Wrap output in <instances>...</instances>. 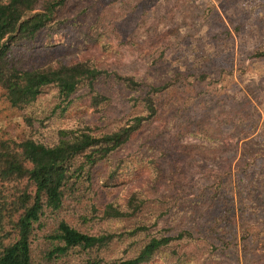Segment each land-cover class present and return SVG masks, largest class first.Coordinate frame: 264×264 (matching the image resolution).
I'll use <instances>...</instances> for the list:
<instances>
[{"label":"rangeland","instance_id":"rangeland-1","mask_svg":"<svg viewBox=\"0 0 264 264\" xmlns=\"http://www.w3.org/2000/svg\"><path fill=\"white\" fill-rule=\"evenodd\" d=\"M65 13L66 32L44 40L52 46L35 62L92 59L100 69L136 78L153 72L209 76L189 78L191 85L162 98L159 117L115 155L125 167L118 186L95 187L96 204L138 191L147 208L166 213L159 226L201 231L193 244L174 246L150 264H264V203L250 202L247 186H234L241 172L264 179V58L255 56L264 48V0H72ZM103 88L108 106L94 110L87 98L77 101L63 119L46 122L38 139L53 140L59 127L122 126L137 110L117 85ZM47 92L41 102L50 109ZM31 134L0 88V137L20 141ZM79 209L60 217L85 232L91 227ZM47 223L46 233L55 225ZM220 232L229 244L218 242ZM122 250L117 245L110 257Z\"/></svg>","mask_w":264,"mask_h":264},{"label":"trees","instance_id":"trees-1","mask_svg":"<svg viewBox=\"0 0 264 264\" xmlns=\"http://www.w3.org/2000/svg\"><path fill=\"white\" fill-rule=\"evenodd\" d=\"M71 1L0 2V88L33 131L20 141L0 137V264H150L174 246L193 244L201 231L159 226L166 213L147 208L148 200L138 191L98 206L95 187L118 186L125 167L114 157L159 117L162 98L209 76L172 72L159 77L153 72L151 78H136L100 69L92 59L36 63L39 52L52 46L43 41L69 27L65 11ZM83 38L95 42L88 35ZM255 56L264 58V48ZM110 84L128 94L137 110L122 126L108 131L90 125L59 127L53 140L38 139L36 132L46 122L63 119L77 101L87 98L94 110L108 106L103 86ZM47 91L53 96L50 109L41 102ZM256 176L238 173L234 186H247L250 202L264 203V179ZM76 207L91 227L85 232L60 217ZM49 220L55 225L46 233ZM102 223L119 229H103ZM219 236L221 245L229 244L227 233ZM117 245L123 247L122 256L110 257Z\"/></svg>","mask_w":264,"mask_h":264}]
</instances>
